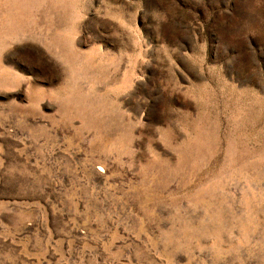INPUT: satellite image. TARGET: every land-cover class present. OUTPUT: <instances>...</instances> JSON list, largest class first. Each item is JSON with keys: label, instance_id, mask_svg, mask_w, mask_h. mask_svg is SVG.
Instances as JSON below:
<instances>
[{"label": "rangeland", "instance_id": "rangeland-1", "mask_svg": "<svg viewBox=\"0 0 264 264\" xmlns=\"http://www.w3.org/2000/svg\"><path fill=\"white\" fill-rule=\"evenodd\" d=\"M0 264H264V0H0Z\"/></svg>", "mask_w": 264, "mask_h": 264}, {"label": "bare ground", "instance_id": "bare-ground-1", "mask_svg": "<svg viewBox=\"0 0 264 264\" xmlns=\"http://www.w3.org/2000/svg\"><path fill=\"white\" fill-rule=\"evenodd\" d=\"M56 2H57V1H56ZM55 4H56V3H55ZM52 5H53V2H52ZM27 14H28V13H27ZM27 14H26V15H27ZM23 16H24V15H23ZM11 20H13V19H11ZM6 21H7V20H6ZM21 23H22V22H21ZM14 24H15V23H14ZM17 25H18V24H17Z\"/></svg>", "mask_w": 264, "mask_h": 264}]
</instances>
